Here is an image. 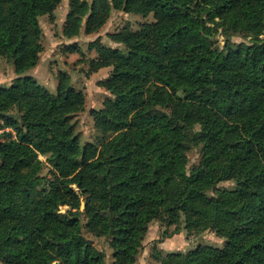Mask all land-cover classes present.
<instances>
[{
	"label": "trees",
	"instance_id": "obj_1",
	"mask_svg": "<svg viewBox=\"0 0 264 264\" xmlns=\"http://www.w3.org/2000/svg\"><path fill=\"white\" fill-rule=\"evenodd\" d=\"M60 2L0 0V59L18 73L0 85L2 127L13 129L0 133V264H106L84 216L116 264L136 262L154 219L227 239L160 264H264V0H70L69 38L85 18L97 31L112 9L155 16L110 34L126 51L96 45L91 65L113 67L102 85L115 95L93 113L113 134L102 145L80 142L85 94L68 73L54 92L26 73L44 49L40 16ZM192 145L202 156L189 168Z\"/></svg>",
	"mask_w": 264,
	"mask_h": 264
},
{
	"label": "rangeland",
	"instance_id": "obj_2",
	"mask_svg": "<svg viewBox=\"0 0 264 264\" xmlns=\"http://www.w3.org/2000/svg\"><path fill=\"white\" fill-rule=\"evenodd\" d=\"M91 1V0H86ZM70 14V0H61L60 4L52 13L40 16L42 26V42L44 49L41 53L38 65L27 74L34 76L39 83L56 91L59 75L66 72L70 75L71 82L76 89L83 90L85 94L84 108L73 116L76 132L80 136L81 144L92 142L102 145L108 142L113 134L99 130L94 118V110L101 109L106 101L114 99L115 95L102 85V82L110 77L112 66L94 69L92 59L98 57L96 45L112 46L126 51L124 43L115 42L110 34L120 31L124 27L138 30L146 22L155 20L153 13L142 15L127 13L123 10L112 9L107 22L97 31L87 32L85 21L81 22L79 34L68 37L64 33L65 25ZM219 43L225 44V37L218 34ZM232 41L247 42L248 36L243 34L233 35ZM95 42L94 46L91 43ZM18 77L11 57L3 56L0 59V85L10 86ZM17 113V110H13ZM17 118L19 116L17 114ZM4 121L0 119V133L4 130L12 131L11 127H2ZM200 129V125L196 127ZM202 156L201 145H192L188 149L189 168L200 163ZM39 158L44 161L41 171L43 175L49 173V165L45 162L46 157L42 154ZM49 175V174H48ZM235 182L232 179L221 181L219 188H233ZM216 190L209 191L210 195H216ZM83 206V205H82ZM68 206H62L64 211ZM87 218L83 217V234L96 248L105 253L106 264H116L114 249L106 236H96L86 227ZM177 225L169 224L164 219H154L149 223V228L143 239V246L133 264H160L163 257L173 252H187L198 245H213L224 247L227 239L211 229L200 233L187 227L185 221H181L177 231ZM53 264H58L54 262Z\"/></svg>",
	"mask_w": 264,
	"mask_h": 264
}]
</instances>
